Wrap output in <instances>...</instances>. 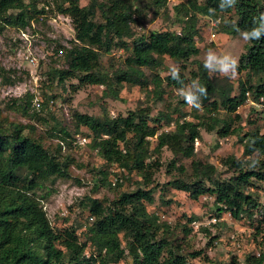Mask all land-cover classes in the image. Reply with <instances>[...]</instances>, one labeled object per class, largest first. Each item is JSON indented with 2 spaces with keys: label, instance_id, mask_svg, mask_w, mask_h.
<instances>
[{
  "label": "trees",
  "instance_id": "1",
  "mask_svg": "<svg viewBox=\"0 0 264 264\" xmlns=\"http://www.w3.org/2000/svg\"><path fill=\"white\" fill-rule=\"evenodd\" d=\"M39 2L0 0V18L7 25L26 29L49 12L50 4L40 6ZM53 2L57 13L71 18L75 36L68 45L58 44L55 48L61 54L63 66L50 65L42 72L51 91L55 85L65 91L67 81L77 80V84L71 85L73 90L84 85H104L105 94L117 98L124 85L138 86L153 93L155 101L167 105L156 114L151 107L139 105L116 117L108 113L100 117L74 113L76 129L84 127L91 133L87 136L91 138V147L98 151L105 164L121 169L114 172V181H108L111 171L106 166L92 168L95 171L92 194L79 201L82 211L93 218L85 231V242L77 234L80 223L62 229L54 227L41 201L49 193L36 194L39 190H49L58 179H71L75 160L63 154L60 144L52 147L30 135L31 131L26 129L33 125L10 119L0 106V264H119L122 261L126 264H198V258L209 261L203 249L190 250L189 241L185 240L193 231L189 224L197 216L185 215L187 222L180 225L182 233L178 235L176 228L148 210L147 205L153 204L159 187L154 185V177L163 166L164 150L173 154L167 172L179 173L167 185L187 193L193 200L213 197L217 220L225 213L239 221L250 219L255 238L261 236L260 249L258 253L247 254L245 262L264 264V205L253 190L257 189V182H264V38L250 41L241 54L237 72H248L249 76L239 82L236 94L228 77H211L199 63L192 79H197L207 94L200 99L201 107L191 112L186 113L178 106L173 112L168 110L167 88L178 89L181 83L170 74L162 77L159 72L169 57L181 64L180 80L187 84L182 63L200 52L199 18L228 16L219 27L235 35L237 28H250L253 17L264 12V1L237 0L234 7L221 10L220 0L203 3L188 0L186 5L175 6L178 12L184 13L181 31L153 30L148 34H136L134 25L151 10L154 15L161 8L167 10L168 0H88L86 5H81V0ZM114 49H122L128 55L110 73L101 64V54ZM5 71L0 67L2 83L15 84L16 80L6 77ZM34 97L26 92L8 104L7 109L22 115L32 113ZM55 97L51 92L47 102H40L39 107L43 110L44 105H49L48 100L54 101ZM249 97L260 108L256 111L261 124L257 123L258 118L249 120L253 128L244 132L237 124L240 119L237 111ZM221 110L223 117L219 116ZM33 115L38 118V111ZM189 115L193 116L192 120L187 119ZM171 126L174 128L166 129ZM202 129L215 131L220 138L236 135L244 146L243 154L247 158L231 155L222 160L230 175L218 176L216 166L195 157V143L202 138ZM61 131L64 139L72 138L66 127ZM184 159H191V173L181 163ZM133 173L142 179L139 186L120 190L123 181ZM76 182L82 184L79 178ZM106 186L119 191L113 200L95 196ZM64 219L69 221L68 217ZM203 230L210 234L208 228ZM214 240L216 237L208 245L212 246ZM218 264L239 262L231 258Z\"/></svg>",
  "mask_w": 264,
  "mask_h": 264
},
{
  "label": "rangeland",
  "instance_id": "2",
  "mask_svg": "<svg viewBox=\"0 0 264 264\" xmlns=\"http://www.w3.org/2000/svg\"><path fill=\"white\" fill-rule=\"evenodd\" d=\"M29 1V0H27ZM40 6L50 4L49 12L38 21H33L32 25L26 29H20L10 26L0 18V67L6 71L4 75L16 80L13 85L3 84L0 80V106L4 114L22 123L23 125H33L26 129L31 131L30 135L37 137L46 145L57 147L61 145V151L64 155L71 156L75 160L71 167V179H58L49 190L37 191V196H48L43 198L42 204L47 212L48 218L52 225L56 228H64L71 224L80 223L78 236L82 242L87 241L85 231L91 226V220L88 212H83L79 206V201L85 195L92 194L94 185V173L92 168L100 169L104 166L108 168V181L115 180L114 172L121 169L116 166L105 164L104 159L100 156L96 149L91 147V138L87 137L91 133L84 127L76 129L74 123V113H88L95 116H103L108 113L112 117L119 114H126L131 108L137 105L142 107H151L153 114L165 109L167 104L163 101H155L153 93L148 92L138 86L130 87L124 85L118 97L107 96L105 94L106 87L104 85H84L75 87L77 80H69L66 82V90L58 88L56 85L51 91L49 81L42 72H46L50 65L63 66L61 54L56 53L55 48L58 44L68 45V41L75 36L72 20L68 16H64L55 11V3L53 0H40ZM264 1V0H263ZM188 2V0H173L167 4V10L161 8L158 15L148 12L145 18H141L140 22L134 25L136 34H142L153 30H175L181 31L183 27L184 13H180L175 8ZM205 2V0H198ZM81 5H86L88 0H81ZM228 16L212 19L209 16H201L198 21L199 34L197 36V45L200 48L198 55L191 57L185 63L184 72L188 78V83L193 80V73L198 71L199 63L203 64L204 54L207 49L211 48L217 53L230 52L239 60L241 54L245 52V42L239 33L232 35L226 31H221L219 23ZM220 20V21H217ZM126 51L122 49H114L111 53L101 54V64L106 71L110 73L115 67L121 66L127 57ZM176 65L181 68L174 60L166 57L165 63L161 68L160 75L165 77L169 74V66ZM204 65V64H203ZM150 72L149 70L147 71ZM211 77H226L220 73L209 72ZM248 72L236 74L235 77L228 79L234 84V93L238 91L240 81L248 78ZM76 86V85H74ZM169 91L165 94V98L169 101L170 112L178 106L184 112H191L192 107L184 104V99L176 94V89L167 88ZM26 92L34 94L35 108L32 113L22 115L14 113L8 108V104H12L15 98L24 95ZM57 95L54 101L48 100L49 105L39 107L40 102H47L50 93ZM256 108V109H255ZM38 111L39 117L33 115ZM41 110V111H40ZM260 110L258 105L252 103L251 100L241 106L237 113L240 116L238 126L245 131L253 128L249 120H256L259 117L257 111ZM202 112V110H199ZM220 117L224 116V111L219 113ZM45 118V120L43 119ZM175 118V115H174ZM188 120H192L193 116H187ZM261 124V120H257ZM66 127L72 134V138L64 139L65 135L61 129ZM174 126L166 127L173 129ZM33 130V131H32ZM202 138L195 143L196 158L203 162L213 164L217 167L218 176L224 177L231 174L230 171L222 164V160L227 156H236L237 158H247L243 154L244 146L239 142L236 135L226 138H220L215 131H207L202 129ZM154 145V142L152 143ZM173 154L164 150L162 153L163 166L158 170L154 177V185H159L154 194L153 204H149L148 210L156 213L162 221L168 222L173 228H176L177 234H181L180 225L187 222V216L195 215L198 217L196 221L189 224L193 231L185 238L189 241L190 250L203 249L204 253L209 257V261H201L197 259L198 264H215L220 262H229L231 258H235L239 264H246L245 257L249 253H258L261 236L255 238V227L251 224V220L244 218L243 220H235L228 213H225L219 220L215 217L214 198L202 196L198 200H193L183 191H179L167 185V183L178 177L179 173L173 171L167 172V165L172 159ZM187 173H191V159H184L182 162ZM82 164V167L78 165ZM122 172H124L122 170ZM126 174V172H124ZM80 179L82 184H78L76 179ZM128 180L123 181L124 185L120 190H132L139 186L141 177L137 173L128 176ZM259 200L264 205V182L256 183ZM116 189L109 187H101L95 196L100 198H109L113 200L117 196ZM65 217L69 221H65ZM88 218V220H87ZM264 227V224H263ZM203 228H208L210 234H206ZM216 237L212 246H209L212 238ZM130 260L129 258L127 259ZM119 264H126L125 261Z\"/></svg>",
  "mask_w": 264,
  "mask_h": 264
},
{
  "label": "clouds",
  "instance_id": "3",
  "mask_svg": "<svg viewBox=\"0 0 264 264\" xmlns=\"http://www.w3.org/2000/svg\"><path fill=\"white\" fill-rule=\"evenodd\" d=\"M236 2L237 0H220L219 8L221 10L230 9L235 6ZM236 31L245 42L258 41L264 38V12L253 17L250 28L244 30L237 28ZM203 64L209 72H218L223 76L232 78L237 74L239 61L230 52L217 53L209 48L204 54ZM168 71L172 79L181 83V87L176 89V94L181 96L189 107L199 109L201 107L200 99L207 94V89L197 80H193L188 84L181 81L180 70L176 65L169 66Z\"/></svg>",
  "mask_w": 264,
  "mask_h": 264
},
{
  "label": "built area",
  "instance_id": "4",
  "mask_svg": "<svg viewBox=\"0 0 264 264\" xmlns=\"http://www.w3.org/2000/svg\"><path fill=\"white\" fill-rule=\"evenodd\" d=\"M168 1H173V0H168ZM248 100H251V98L249 97V98H248ZM251 101H252V100H251ZM252 103H253V104H255V105H258V104H256V103H254L253 101H252ZM90 220L92 221V220H93V218H92V217H90Z\"/></svg>",
  "mask_w": 264,
  "mask_h": 264
}]
</instances>
